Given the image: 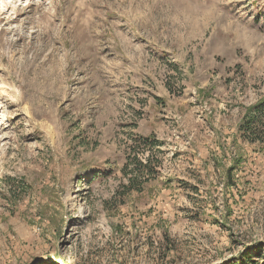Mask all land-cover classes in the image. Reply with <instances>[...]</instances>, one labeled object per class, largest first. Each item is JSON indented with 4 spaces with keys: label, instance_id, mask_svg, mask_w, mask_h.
<instances>
[{
    "label": "rangeland",
    "instance_id": "374dc122",
    "mask_svg": "<svg viewBox=\"0 0 264 264\" xmlns=\"http://www.w3.org/2000/svg\"><path fill=\"white\" fill-rule=\"evenodd\" d=\"M0 91V264H264V0H0Z\"/></svg>",
    "mask_w": 264,
    "mask_h": 264
},
{
    "label": "trees",
    "instance_id": "16d2710c",
    "mask_svg": "<svg viewBox=\"0 0 264 264\" xmlns=\"http://www.w3.org/2000/svg\"><path fill=\"white\" fill-rule=\"evenodd\" d=\"M241 131L243 137L250 144H261L264 145V99L256 104L245 117ZM149 142V141H146ZM136 164L138 168L139 175L137 179H130L129 185L126 186V190L142 192L144 184L149 182L153 177H140L144 174L150 173V176L154 174L151 159L147 163H142L136 158ZM149 175V174H148ZM235 264H254L253 256L247 255Z\"/></svg>",
    "mask_w": 264,
    "mask_h": 264
},
{
    "label": "bare ground",
    "instance_id": "6f19581e",
    "mask_svg": "<svg viewBox=\"0 0 264 264\" xmlns=\"http://www.w3.org/2000/svg\"><path fill=\"white\" fill-rule=\"evenodd\" d=\"M0 93H1V91H0Z\"/></svg>",
    "mask_w": 264,
    "mask_h": 264
}]
</instances>
